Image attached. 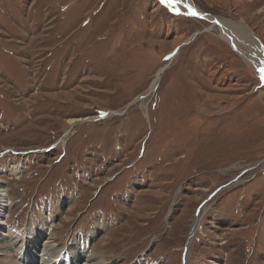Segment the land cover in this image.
<instances>
[{"label":"rangeland","instance_id":"obj_1","mask_svg":"<svg viewBox=\"0 0 264 264\" xmlns=\"http://www.w3.org/2000/svg\"><path fill=\"white\" fill-rule=\"evenodd\" d=\"M176 8L0 0V264H264V79Z\"/></svg>","mask_w":264,"mask_h":264},{"label":"bare ground","instance_id":"obj_2","mask_svg":"<svg viewBox=\"0 0 264 264\" xmlns=\"http://www.w3.org/2000/svg\"><path fill=\"white\" fill-rule=\"evenodd\" d=\"M176 4L182 10L188 11L190 14L192 13L193 10H195L197 15H194V16L205 18V19H210L212 21L211 28L214 29V27H216L221 32V37H223V38L225 37L228 42L230 41V42L235 43L234 45H235L236 49L238 50V52L242 56L245 55V59H247L248 61L250 60V58L246 53L251 52L256 57V59H255V61H251V62L249 61V62L252 63L253 65L255 64L256 67H258L260 69V74H261V69L264 68V45L262 44V42H260V40L255 36V33H253V31L248 26H246L241 21H235L233 19H226L223 17H217V16L209 15V14L205 13L200 7L195 5L193 0H178V3H176ZM232 33H235L237 35V37L239 38L238 41H236L235 39H233V40L230 39V38H232V36L234 37V35H232ZM162 73H163V69H161L157 72L155 82H154L153 87H152L153 89H155L157 87V81L159 80ZM74 122H76V121H74ZM4 205L5 204H4L3 194L0 193V208H1V206L3 207ZM195 228L196 227L194 226L192 229V234L195 231ZM11 244L14 246V248L16 247V250H19V251L24 248L23 245L19 246L17 243L14 244V242H11ZM33 244H35V242H33ZM39 247H40V252H44V255L49 252L50 247H49L48 243H44V244L42 243V245L38 244L36 246L35 252H37L36 250L39 249ZM31 249L33 250V248H31ZM32 250H29V251H32ZM35 252L32 251V253H34V254L31 253L30 255L31 256L35 255ZM48 257L49 256L47 255V257H44V259L46 261H49ZM43 260H42V262H40V264L44 263ZM12 261L14 262L13 259H12ZM35 261H36V259L33 258V259H29L27 262L28 263H34ZM13 262H9V263L14 264ZM95 264H103V261L102 260L96 261Z\"/></svg>","mask_w":264,"mask_h":264},{"label":"snow or ice","instance_id":"obj_3","mask_svg":"<svg viewBox=\"0 0 264 264\" xmlns=\"http://www.w3.org/2000/svg\"><path fill=\"white\" fill-rule=\"evenodd\" d=\"M162 3H166L168 7L172 8L174 11H178L176 8V3H178V0H161ZM192 15H197L195 10L192 11ZM261 78L264 79V68L261 69Z\"/></svg>","mask_w":264,"mask_h":264}]
</instances>
